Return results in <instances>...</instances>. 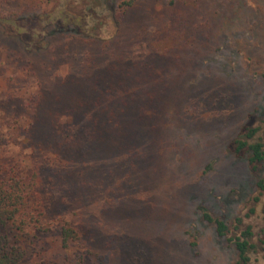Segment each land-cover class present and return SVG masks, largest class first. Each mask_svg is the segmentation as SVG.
I'll return each mask as SVG.
<instances>
[{"label": "rangeland", "instance_id": "374dc122", "mask_svg": "<svg viewBox=\"0 0 264 264\" xmlns=\"http://www.w3.org/2000/svg\"><path fill=\"white\" fill-rule=\"evenodd\" d=\"M51 1L0 0V161L41 166L103 264H238L249 228L247 264H264V165L235 143L245 125L264 141V0H137L122 25L94 13L93 36L21 21L27 44L2 25L67 3ZM50 227L25 264H77Z\"/></svg>", "mask_w": 264, "mask_h": 264}, {"label": "trees", "instance_id": "16d2710c", "mask_svg": "<svg viewBox=\"0 0 264 264\" xmlns=\"http://www.w3.org/2000/svg\"><path fill=\"white\" fill-rule=\"evenodd\" d=\"M136 2L137 0H96L100 9L86 6V10H82L84 0H67L65 5H60L57 10L49 14V20L46 16H37L28 19L23 17L17 20L5 19L1 22L4 26L8 23H16L17 26H11L10 31L17 33V37L26 44L27 35L16 31L24 27L20 25L21 21L28 25L37 21H46L57 27L58 31L84 32L93 36L92 32H97L99 29L102 31L104 28L102 21L92 17L95 15L94 13L107 14L108 20L112 21L115 18L122 25L135 8ZM78 8L81 11L76 12L75 10ZM171 28V26H167L166 32H162V35H167L166 33ZM5 32L12 35L6 27ZM156 55L160 59L168 58L161 51H158ZM157 95L159 99L160 96ZM262 111L264 112V109ZM255 132L249 125H245L235 139V143L236 152L246 150L249 166L257 168L261 164L264 165V141H254ZM21 134L27 137L25 145L31 154L37 152L33 132L30 129H22ZM59 161V159L54 160V164ZM60 162L62 163V161ZM257 185L263 189L264 181L261 179ZM45 189L41 166H27L13 161V159L0 161V264H25L35 242L42 238L43 234L51 231L50 226L55 222L60 227L62 248L73 251L77 264L91 262L103 264L99 254L94 252L84 241L85 235L80 226H73L66 218L53 214L50 198L45 194ZM202 210V219L214 225L219 237H226L229 230L227 222L223 219H214L206 209L202 208ZM252 236L249 228L232 240L237 251L238 264L249 262L248 254L254 248V245L251 244Z\"/></svg>", "mask_w": 264, "mask_h": 264}]
</instances>
